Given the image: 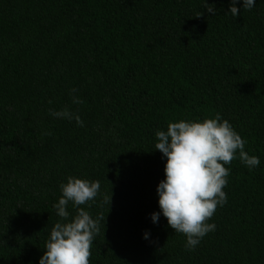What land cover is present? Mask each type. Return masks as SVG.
I'll list each match as a JSON object with an SVG mask.
<instances>
[{"label":"trees","instance_id":"trees-1","mask_svg":"<svg viewBox=\"0 0 264 264\" xmlns=\"http://www.w3.org/2000/svg\"><path fill=\"white\" fill-rule=\"evenodd\" d=\"M204 3L0 0V264H39L69 176L101 185L81 206L104 217L89 264H264V0H238L237 17L231 0ZM65 107L84 126L48 112ZM216 113L260 164L225 165L216 229L188 251L151 220L167 162L155 133Z\"/></svg>","mask_w":264,"mask_h":264},{"label":"clouds","instance_id":"clouds-1","mask_svg":"<svg viewBox=\"0 0 264 264\" xmlns=\"http://www.w3.org/2000/svg\"><path fill=\"white\" fill-rule=\"evenodd\" d=\"M256 0H243V9L251 10ZM238 0H231L229 12L233 17L240 14L236 7ZM204 9L216 14L214 5L205 3ZM203 13H199L202 16ZM78 90H69L73 104L84 101L75 96ZM49 104L52 100L48 101ZM50 115L59 119L75 120L78 126H84L80 115L68 107L59 111L48 109ZM50 134V133H49ZM159 150L167 158L164 167L165 179L157 186L160 212L151 214L153 223H158L160 214L167 219L168 226L186 237L185 248L194 251L201 240L216 225L208 221L218 207L227 202L223 190L228 184L230 165L237 159L249 169L259 166L257 156H249L244 150L246 140L237 133L228 120H221L219 113L215 118L201 121L170 122L167 130L155 133ZM100 182L69 176L66 183L60 185L62 196L53 205L63 222H57L51 229L46 242V250L39 264H89L91 247L100 232L102 215L93 218L84 205L101 195ZM112 195H103L102 203L111 204ZM71 203L76 214L70 216L67 210ZM144 238H148L145 232Z\"/></svg>","mask_w":264,"mask_h":264}]
</instances>
